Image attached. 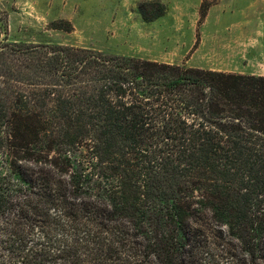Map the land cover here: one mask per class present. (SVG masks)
I'll return each instance as SVG.
<instances>
[{
  "label": "trees",
  "instance_id": "16d2710c",
  "mask_svg": "<svg viewBox=\"0 0 264 264\" xmlns=\"http://www.w3.org/2000/svg\"><path fill=\"white\" fill-rule=\"evenodd\" d=\"M7 34L0 264H264V77Z\"/></svg>",
  "mask_w": 264,
  "mask_h": 264
},
{
  "label": "rangeland",
  "instance_id": "374dc122",
  "mask_svg": "<svg viewBox=\"0 0 264 264\" xmlns=\"http://www.w3.org/2000/svg\"><path fill=\"white\" fill-rule=\"evenodd\" d=\"M154 3L165 11L149 20L160 10ZM201 6L205 16L198 23ZM0 10L10 43L264 75V0H0ZM60 21L72 30L50 28Z\"/></svg>",
  "mask_w": 264,
  "mask_h": 264
},
{
  "label": "crops",
  "instance_id": "0c3cea01",
  "mask_svg": "<svg viewBox=\"0 0 264 264\" xmlns=\"http://www.w3.org/2000/svg\"><path fill=\"white\" fill-rule=\"evenodd\" d=\"M237 74H245V75H254V76H262V77H264V75H262L261 73H258V72L257 73L256 72H254V73H251V72H249V73H237Z\"/></svg>",
  "mask_w": 264,
  "mask_h": 264
}]
</instances>
